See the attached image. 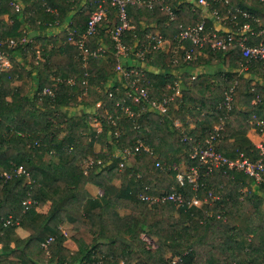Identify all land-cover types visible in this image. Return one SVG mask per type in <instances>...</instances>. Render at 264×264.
Here are the masks:
<instances>
[{"label":"trees","instance_id":"1","mask_svg":"<svg viewBox=\"0 0 264 264\" xmlns=\"http://www.w3.org/2000/svg\"><path fill=\"white\" fill-rule=\"evenodd\" d=\"M11 1L0 0V38L29 40L9 48L11 66L0 74V171L22 165L30 182L20 173L0 183V216L11 214L19 221L0 223V264H170L173 257H178L176 264H264V181L255 182L235 169L208 173L190 157L196 140L207 137L221 121L217 150L228 157L239 152L257 156L247 131L253 127L248 122L252 113L264 119V61L254 58L244 69L237 45L221 50L206 45L194 59H185L192 44L178 43L173 36L179 24L196 23L202 11L191 8L189 0H156L152 8L129 3L133 27L124 30L122 40L132 45L130 57L147 31L160 32L172 44L143 59L136 57L140 64L131 67L145 72L140 82L155 99L172 96L180 84L165 113L136 104L133 121L116 105L125 86L114 70L110 29L117 15L110 0H17L20 10ZM99 2L107 8L106 18L86 44H104L110 50L105 58L84 60L68 41V29L76 34L84 30ZM164 2L174 7L175 18L161 8ZM236 7L240 11H232ZM213 9L231 30L245 22L264 30L260 0H209V12ZM215 23L206 17L208 31ZM204 63L213 68L205 70ZM110 79L116 81L109 87ZM117 86L109 97L108 89ZM45 87L53 93H43ZM228 92L229 108L223 105ZM248 94L256 102L244 110ZM173 117L180 120L179 127ZM139 141L150 151L142 146L135 150ZM88 156L101 162L84 169L82 161ZM182 161L189 168L199 167V189L177 182ZM88 182L98 185L101 195H91ZM210 190L216 198L208 195ZM173 191L181 194L182 203H150L140 197ZM27 196L36 205L48 201V209L23 211ZM193 196L199 205L189 203ZM119 208L127 211L120 213ZM65 222L72 226L75 250L63 245L66 236L60 225ZM17 226L28 234L17 236ZM143 235L155 246L143 244ZM49 236L56 245L52 253L41 245Z\"/></svg>","mask_w":264,"mask_h":264},{"label":"built area","instance_id":"2","mask_svg":"<svg viewBox=\"0 0 264 264\" xmlns=\"http://www.w3.org/2000/svg\"><path fill=\"white\" fill-rule=\"evenodd\" d=\"M156 0H110V4L116 8L117 22L110 29V39L113 41V46L115 50L113 51L115 57L114 70L117 72L120 82L125 86L123 91V96L117 100L116 105L122 110V112L133 118L135 121V112L132 109V105L141 104V108H144V104L147 105L149 109L157 110L159 113H165L167 111V104L172 98L171 96H163L160 99L151 98L146 85H143L140 81V76H143L145 72L140 71L135 67H131L132 61L128 62L126 59L121 62L120 58H128L132 49V45L123 42L122 36L124 30L133 27L127 16V5L129 3H137L139 5H144L145 7L152 8L153 3ZM169 2H178L176 0H168ZM191 8H199L202 11L201 18L196 23H186L179 24L177 33L173 36L174 39L181 43L182 41H189L192 46H190L185 51V59H194L196 55L204 46H209L214 50H221L237 45L240 49L241 55L244 58L243 68L246 69L249 62L254 59H261L264 61V30H254L248 22L243 23L241 26L237 27L235 30L231 28L222 29L214 28V30H207L206 28V17L216 20V23H222L221 17L218 10L213 9L209 12V0H189ZM264 2V0H260ZM44 3V1L42 2ZM11 4L16 10L21 9V4L17 0L11 1ZM171 19L177 16V12L172 5L168 2H164L161 5ZM49 9V8H48ZM232 11H240L237 7ZM107 8L102 5L101 2L91 11L87 19L84 30L76 34L73 30L68 29V41L73 43L85 60L88 56L91 57H101L105 58L109 52L107 45L99 44L94 48L87 46V40L96 33L98 26L106 18ZM242 15L249 17L246 12H242ZM235 17V15L233 16ZM29 38L22 36L20 38L5 37L0 38V74L11 66L9 48L15 47L18 44L26 43ZM136 50L133 52L135 57L143 59L152 52L158 50H164L171 48V41L166 38L160 32H150L144 33V41H140L135 44ZM176 50V47L174 48ZM133 66V65H132ZM128 67V68H127ZM135 68V69H134ZM195 75H191L193 79ZM60 80V79H59ZM71 81V79H68ZM113 84L110 83L109 87ZM118 86L113 89H108V96H113L114 90H117ZM43 93L52 94L53 90L49 87L43 89ZM231 101V93H225L224 106L229 108ZM100 102L96 103L99 106ZM248 122L253 125L257 130L264 133V119L260 116L252 113L248 119ZM223 122L215 125L213 130L209 135L203 139L196 140L195 144L192 145V150L190 157L197 158L201 165L206 169V172L211 173L213 170L222 169L226 172L228 169L241 170L245 174L253 177L255 182L264 181V144L260 142L256 144V157L250 158L243 152H239L235 157H228L221 151L217 150L214 146L217 131L222 127ZM100 127L98 128V131ZM183 140H189L186 136ZM142 146L145 151H150L147 145H143L141 141L135 146V150ZM130 150H126L129 153ZM84 169L91 167L94 163H100V159H93L92 157H85L83 159ZM123 163L120 162V166ZM159 165V162H156ZM23 173L27 182H30L28 172L18 165L11 168L10 170L0 171V183H4L9 180L12 176L16 174ZM199 167L191 166L188 171L182 172L177 171L175 174L177 182L182 185L184 182H189L192 184L194 189H199L202 186V182L199 180ZM210 197L216 198L217 195L208 191ZM141 199L148 200L150 203L158 200H172L177 203H182L183 199L180 193L170 192L156 195L140 194ZM206 198V197H205ZM190 204L199 205L200 199L193 196L189 200ZM23 211L31 212L35 202L27 196L22 200ZM0 223L3 226L8 225H18L19 221L17 218H13L11 214L7 216H0ZM54 243V237L49 236L41 245L47 250L51 248V244ZM178 257H173L170 264H176Z\"/></svg>","mask_w":264,"mask_h":264},{"label":"crops","instance_id":"3","mask_svg":"<svg viewBox=\"0 0 264 264\" xmlns=\"http://www.w3.org/2000/svg\"><path fill=\"white\" fill-rule=\"evenodd\" d=\"M214 26L216 28H222V29H227L229 27V25L226 24L225 22H223V23H215ZM164 50H167V47H165ZM201 55H203L205 57L206 53H201ZM127 61L130 62V59L127 60ZM202 65L204 66L205 70L213 68V66H211V65H209L207 63H204ZM216 70H217V68H216ZM116 77H117V80H119L118 74L116 75ZM114 81H116V80L110 79L108 82H109V84L110 83L114 84L115 83ZM179 92H180V84L177 82L176 86L174 87V92L172 93V96L174 97ZM250 102H251L250 103V107L248 106V108H247L245 103H244L242 108L244 110H250L252 108L253 104L256 102V98L254 96H252V95H251V101ZM173 124H174L175 127H179L180 126V120L178 118H176V117H173ZM94 125H96V127L98 126V128H99L98 122H95ZM247 136L255 144H258L260 142L264 143V134L263 133L259 134L253 127L249 128V130L247 131ZM99 148H100V145L98 143H96L95 144V149L98 150ZM114 183L118 184L119 180L115 179ZM85 187L90 192V194L93 195L94 197L99 196L102 193V189L98 185H96L94 183L88 182V183H86ZM48 207H49V202L48 201L45 202L42 205H36L35 204L33 209H32V211H31V213H34L36 211L45 212L48 209ZM126 211L127 210L124 209V208H119V212L120 213H124ZM60 229L62 230V232L66 236V239L64 240L63 245L65 247H67L69 250H75L77 248L76 243L74 242V240L70 236L73 233L71 224L68 223V222H65V223L60 225ZM15 232H16V235L20 236V237H24V236H26L28 234V232L24 228H22L21 226H17L15 228ZM147 239H149V238H147ZM149 240L152 242L151 246L154 247L155 246L154 241L151 240V239H149ZM55 248H56L55 243H52L51 244V253L55 251Z\"/></svg>","mask_w":264,"mask_h":264},{"label":"rangeland","instance_id":"4","mask_svg":"<svg viewBox=\"0 0 264 264\" xmlns=\"http://www.w3.org/2000/svg\"><path fill=\"white\" fill-rule=\"evenodd\" d=\"M37 45V44H36ZM38 46V45H37ZM126 59H130V61H132L133 63H134V65H135V67L137 66V65H139L140 64V60L139 59H137L135 56H133V55H131V57L129 56L128 58H124V57H121L120 58V60H121V62H123L124 60H126ZM135 69V68H134ZM14 85H15V83H14ZM245 105H246V107L248 108V106L250 107V101H251V95H246L245 96ZM75 111V113L76 112H79V110L78 109H76V110H73V112ZM215 125H217V123H215L214 124V126ZM254 128V127H253ZM255 129V128H254ZM259 134L261 133V132H259L257 129H255ZM188 168L189 167H187L186 166V163L185 162H181L180 163V165L178 166V169H180L181 171H187L188 170ZM262 207H263V209H264V201H263V203H262ZM143 237V244H144V241L148 244V245H152L151 243V241L149 240V239H146L145 238V240H144V235L142 236Z\"/></svg>","mask_w":264,"mask_h":264}]
</instances>
